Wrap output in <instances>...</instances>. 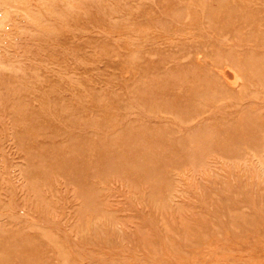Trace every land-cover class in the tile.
Listing matches in <instances>:
<instances>
[{"label": "rangeland", "instance_id": "rangeland-1", "mask_svg": "<svg viewBox=\"0 0 264 264\" xmlns=\"http://www.w3.org/2000/svg\"><path fill=\"white\" fill-rule=\"evenodd\" d=\"M263 248L264 0H0V264Z\"/></svg>", "mask_w": 264, "mask_h": 264}, {"label": "bare ground", "instance_id": "bare-ground-1", "mask_svg": "<svg viewBox=\"0 0 264 264\" xmlns=\"http://www.w3.org/2000/svg\"><path fill=\"white\" fill-rule=\"evenodd\" d=\"M227 73H228V72H227ZM229 73H231V72H229ZM225 75H226V74H225ZM225 75H224V76H225ZM230 75H232V74H230ZM228 78H230V77H228ZM232 79L234 80V76L232 77ZM228 80H229V79H228ZM263 249H264V248H263ZM263 258H264V257H263Z\"/></svg>", "mask_w": 264, "mask_h": 264}]
</instances>
